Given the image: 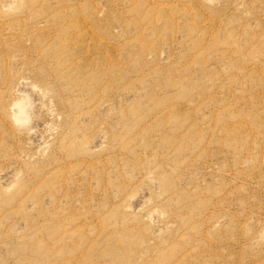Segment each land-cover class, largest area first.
Listing matches in <instances>:
<instances>
[{"label": "rangeland", "instance_id": "1", "mask_svg": "<svg viewBox=\"0 0 264 264\" xmlns=\"http://www.w3.org/2000/svg\"><path fill=\"white\" fill-rule=\"evenodd\" d=\"M0 264H264V0H0Z\"/></svg>", "mask_w": 264, "mask_h": 264}]
</instances>
